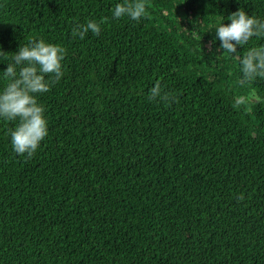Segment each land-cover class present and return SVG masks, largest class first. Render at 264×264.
I'll return each mask as SVG.
<instances>
[{"label": "trees", "instance_id": "16d2710c", "mask_svg": "<svg viewBox=\"0 0 264 264\" xmlns=\"http://www.w3.org/2000/svg\"><path fill=\"white\" fill-rule=\"evenodd\" d=\"M118 2L0 0L5 53L39 38L67 48L39 95L38 151L15 153V122L0 120V264H264V79L242 85L213 45L241 8L264 20V0H148L141 22L73 39ZM157 82L175 102L149 100Z\"/></svg>", "mask_w": 264, "mask_h": 264}, {"label": "clouds", "instance_id": "9594fccd", "mask_svg": "<svg viewBox=\"0 0 264 264\" xmlns=\"http://www.w3.org/2000/svg\"><path fill=\"white\" fill-rule=\"evenodd\" d=\"M148 7V0H120L114 5L111 18L78 23L72 28V37L84 40L89 33L98 37L109 19L127 17L139 23L147 16ZM225 19L230 23L225 24ZM215 33L213 45L216 40L220 42V47L215 51L222 49L223 54L220 56L227 54L239 62L242 85L264 79V45L249 47L243 56L238 51L253 38L264 39V20L254 14L249 15L241 8L224 17L215 27ZM4 55H9L10 60L5 63L6 69L0 71V79L7 81L0 88V120L15 122L8 133L13 151L21 156L26 154L32 157L49 135V120L45 106L39 102V95L49 92L53 84L63 78L67 48L39 38L21 44L18 51L11 54L5 53L0 46V60ZM148 98L163 103L175 102L177 99L173 93L162 89L159 82L150 89ZM255 98L260 99L258 96ZM245 100L246 97L240 96L235 99V103L242 104Z\"/></svg>", "mask_w": 264, "mask_h": 264}]
</instances>
